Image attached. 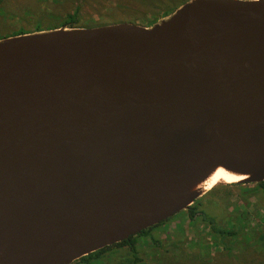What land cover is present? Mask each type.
<instances>
[{
    "label": "water",
    "instance_id": "95a60500",
    "mask_svg": "<svg viewBox=\"0 0 264 264\" xmlns=\"http://www.w3.org/2000/svg\"><path fill=\"white\" fill-rule=\"evenodd\" d=\"M264 181V0L0 38V264H71Z\"/></svg>",
    "mask_w": 264,
    "mask_h": 264
},
{
    "label": "rangeland",
    "instance_id": "374dc122",
    "mask_svg": "<svg viewBox=\"0 0 264 264\" xmlns=\"http://www.w3.org/2000/svg\"><path fill=\"white\" fill-rule=\"evenodd\" d=\"M159 1L0 0V38L18 30L41 31L34 29L52 22L57 27L69 26L68 15H73L78 26L123 21L150 26L175 9L161 13ZM198 199L183 213L156 224L149 237L138 239L141 262L134 263L131 253L120 248L117 254L105 251L102 264H119L121 260L123 264H264V185L219 181ZM194 205L198 217L189 220L188 211ZM207 221L221 232H212ZM121 254L129 260L119 258Z\"/></svg>",
    "mask_w": 264,
    "mask_h": 264
},
{
    "label": "trees",
    "instance_id": "16d2710c",
    "mask_svg": "<svg viewBox=\"0 0 264 264\" xmlns=\"http://www.w3.org/2000/svg\"><path fill=\"white\" fill-rule=\"evenodd\" d=\"M185 1H187V0H178L175 3L169 4V3H166L167 0H160L159 4H160V7H162V8H160L161 13L172 11L174 8L178 7L180 4L184 3ZM73 20H74L73 15H68V19H66V21L70 22L69 26L70 27L78 26V24H79L78 21H73ZM153 21H155V20H153ZM52 23L45 24L44 26H39L34 30L56 28L57 25L56 24L54 25ZM65 24H67V23H65ZM29 31H33V30H28V31L18 30L17 32L12 33V35L27 33ZM258 185H264V181L259 183ZM222 186L223 187H221V188H227L231 185H222ZM198 200H197V203H198ZM183 211H185V210H183ZM183 211L181 213H183ZM196 212H197V210H196L195 205L193 207L189 208L188 215H187L188 219L194 220L196 217H198ZM208 224H209L212 232H215L217 234L221 232L220 230L217 229V227L214 225V223L212 221H209ZM155 226H157V225H153V226H151L145 230H142L141 232H139L133 236H130L128 239L122 240L118 243L106 246L104 248H101V249L93 252V253L85 255V256L79 258L78 261H76V262L79 264H102L104 262L105 257H106L104 255L105 251H106V253H116V251L119 252L120 250H122L120 248H125L124 250H127V251H129V253H131V256L133 258L132 260L135 261L134 263L141 262L142 261L141 258H139V256L137 255V248H136L137 247V241H138V239H140L141 236H148L149 237V233L152 231V228ZM119 258H122L123 260H129L128 257H126V255H124V254L119 255ZM98 260H100V261L97 262ZM119 264H123V261L121 260Z\"/></svg>",
    "mask_w": 264,
    "mask_h": 264
},
{
    "label": "bare ground",
    "instance_id": "6f19581e",
    "mask_svg": "<svg viewBox=\"0 0 264 264\" xmlns=\"http://www.w3.org/2000/svg\"><path fill=\"white\" fill-rule=\"evenodd\" d=\"M246 177L247 175L245 174L229 171L223 166H216L206 176L201 178L200 181L189 186L188 191L190 194L197 193L198 191H208L219 181L234 183Z\"/></svg>",
    "mask_w": 264,
    "mask_h": 264
}]
</instances>
